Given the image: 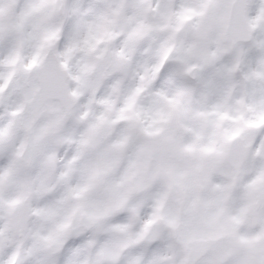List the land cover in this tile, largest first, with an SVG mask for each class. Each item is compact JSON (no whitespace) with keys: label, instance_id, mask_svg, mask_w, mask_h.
<instances>
[{"label":"snow or ice","instance_id":"6c2138e0","mask_svg":"<svg viewBox=\"0 0 264 264\" xmlns=\"http://www.w3.org/2000/svg\"><path fill=\"white\" fill-rule=\"evenodd\" d=\"M0 264H264V0H0Z\"/></svg>","mask_w":264,"mask_h":264}]
</instances>
